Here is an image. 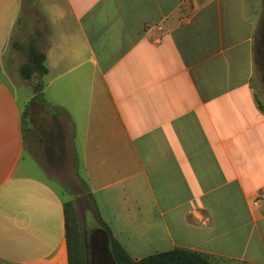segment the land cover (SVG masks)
I'll return each instance as SVG.
<instances>
[{
	"label": "crops",
	"instance_id": "obj_1",
	"mask_svg": "<svg viewBox=\"0 0 264 264\" xmlns=\"http://www.w3.org/2000/svg\"><path fill=\"white\" fill-rule=\"evenodd\" d=\"M255 1L0 0V264H69L66 200L29 172L39 149L75 158L133 259L179 247L264 264ZM22 13L45 29L34 88L15 71Z\"/></svg>",
	"mask_w": 264,
	"mask_h": 264
},
{
	"label": "rangeland",
	"instance_id": "obj_2",
	"mask_svg": "<svg viewBox=\"0 0 264 264\" xmlns=\"http://www.w3.org/2000/svg\"><path fill=\"white\" fill-rule=\"evenodd\" d=\"M23 2L24 8H27L29 2ZM256 2L258 4V0L254 3ZM250 14L251 19L256 21L258 29V35L256 37L257 46L255 48L256 65L254 72V86L257 89L258 97L264 103V0H260L257 10H253ZM34 20H36V17H34ZM44 31L45 29L43 28L37 30L34 22H30L26 26L22 13L12 40V46L17 52L15 71H17L18 77L22 80L23 84L32 88L37 85L40 77L33 69L32 78L27 80L24 78L22 71L24 68L32 64V50L35 49L39 55L43 54L41 44L36 45L35 41L36 33L39 32V34H41ZM31 33L33 34V37L30 35ZM13 90L17 94L20 102H23L27 92L31 93L30 90H25V92L18 90L15 87ZM27 111L28 113L32 112L30 109H27L26 112ZM27 132L28 134H34L37 136V139L40 137L38 128H32V126H30V128L27 127ZM50 150L52 151V149ZM50 150L47 151L48 153L45 152L46 155L43 154L40 149L36 152V161L41 164L42 168L39 170L31 167L29 172L43 178L54 188V190L64 197L66 203L69 204L68 224L70 229H74L76 233L78 253H82L84 256V263L117 264L111 252L108 232L99 222L93 202L88 196L85 184L77 173V161L73 157L70 163L62 161L57 164L58 157ZM27 155L29 158V150L27 151ZM51 160L55 161V167H52Z\"/></svg>",
	"mask_w": 264,
	"mask_h": 264
},
{
	"label": "trees",
	"instance_id": "obj_3",
	"mask_svg": "<svg viewBox=\"0 0 264 264\" xmlns=\"http://www.w3.org/2000/svg\"><path fill=\"white\" fill-rule=\"evenodd\" d=\"M32 64L23 69L22 74L24 78L29 80L32 78L33 69L37 72L39 77H42L47 73V68L44 64L45 56L44 54L39 55L37 51L32 50ZM37 88L41 87V82L38 84ZM96 216L98 220L104 225L108 231L109 242L111 247L112 255L117 264H214L212 259L200 252L193 251L185 248H174L170 251H165L144 257L142 259H133L126 249L121 245V243L112 235L111 230L104 223L101 218L99 208L95 202L92 200ZM68 203H65V218H66V239L68 245V256L69 264H85L84 256L82 253H78V241L74 229H70L68 224Z\"/></svg>",
	"mask_w": 264,
	"mask_h": 264
}]
</instances>
